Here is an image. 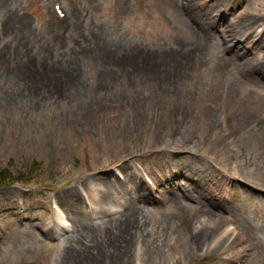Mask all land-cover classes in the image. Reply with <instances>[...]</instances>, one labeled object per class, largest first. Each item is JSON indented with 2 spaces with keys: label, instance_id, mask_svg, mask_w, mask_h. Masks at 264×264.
I'll list each match as a JSON object with an SVG mask.
<instances>
[{
  "label": "rangeland",
  "instance_id": "374dc122",
  "mask_svg": "<svg viewBox=\"0 0 264 264\" xmlns=\"http://www.w3.org/2000/svg\"><path fill=\"white\" fill-rule=\"evenodd\" d=\"M52 3L68 13L61 22ZM227 24L250 39L237 46ZM225 47L264 67V0H0V171L23 180L0 183V264H60L54 201L75 216L97 211L86 201L101 193L81 196L85 181L116 184L117 162L146 200L109 196L116 205L134 197L156 225L193 229L205 216L237 232L196 249L161 231L165 251L149 250L144 264H264V70L232 65ZM171 172L184 175L163 178ZM95 222L73 227L113 225Z\"/></svg>",
  "mask_w": 264,
  "mask_h": 264
},
{
  "label": "bare ground",
  "instance_id": "6f19581e",
  "mask_svg": "<svg viewBox=\"0 0 264 264\" xmlns=\"http://www.w3.org/2000/svg\"><path fill=\"white\" fill-rule=\"evenodd\" d=\"M187 8L190 12H192V8L188 3ZM241 27L236 25H226L225 33H228L230 37H232L235 41H237V46H239V42L241 43L244 40L250 39L251 34L242 32ZM226 51L231 52L233 56L232 65L236 62L240 64L242 67H246L248 69H254V71L264 70V67H259L258 65H254L250 59H248L247 54H240L235 51H231V48L225 47ZM245 56V57H244ZM127 60V59H125ZM162 66H165L167 63L165 61H160ZM147 64L144 60L141 61L140 65ZM143 69V68H141ZM253 93H258L257 90L252 89ZM259 135L263 133L256 129ZM183 176L184 173L179 172H171L168 178L163 177L164 179L171 180L172 178L177 179L178 177ZM230 179H234V176L229 175ZM92 185L96 187H103V190L98 189V192L101 193L100 199L94 201L95 204H104L100 208H104L106 210L109 207H113L110 197H114L115 195H138V200L140 202H144L146 200L145 193L143 191V185H138L134 182L133 177L129 174L126 175V179L124 183L116 182V184H111L105 180H102L100 177H90L87 178L84 184V189L81 191V196L83 193L88 194L87 190H92ZM82 188L77 189L80 191ZM73 193L65 192L59 196V199H66V201H70L71 206L75 208V210H82L81 204L82 197L74 198ZM78 199V200H76ZM132 201L128 202V204L121 206L118 210H112L113 214L119 213L122 208H124L123 214L112 221L101 223V226L104 225H112L110 228L103 229L100 233L95 231L96 229L94 225L83 226L81 229H72L71 236H64L67 231H70V224L65 217L57 218L55 222V238L60 239L59 245H54L60 252L59 263L60 264H144L146 253L152 249L154 251L157 249L158 251L164 252V242L157 239L155 234L159 232H165L166 236L169 237V240L174 241V239L179 238L180 236L184 237L186 242L191 244L192 248H198L204 245L208 240H212V244H215L218 240H228L237 232L232 228L229 222H219L218 220L210 217L202 216L198 219L195 228H187L186 221H181V226L171 222L170 220L164 222L162 224L152 223L143 215L144 211L141 207L135 208L134 205L137 202V199L132 197ZM84 200V199H83ZM65 201V202H66ZM85 201V200H84ZM134 207V209H132ZM126 209V210H125ZM62 213V212H61ZM89 214H95L93 212H88ZM85 216L84 212H79L78 216H75L74 219H83ZM99 215L95 214L91 217V219H97ZM161 224V225H160ZM142 226V230L138 231L139 227ZM150 225V227H149ZM101 226H98L99 228ZM149 228V229H147ZM148 231V239L144 238L143 233ZM82 232L81 238L79 237ZM114 232V233H111ZM108 233V234H107ZM102 235L100 237L102 240L100 242H96L94 240L95 236ZM107 234V235H105ZM242 237V236H241ZM134 239L137 240L139 245H133ZM147 242V243H146ZM130 249L132 251V258L130 257Z\"/></svg>",
  "mask_w": 264,
  "mask_h": 264
}]
</instances>
